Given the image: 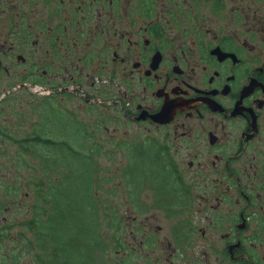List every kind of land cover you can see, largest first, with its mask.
Listing matches in <instances>:
<instances>
[{"label":"flooded vegetation","instance_id":"flooded-vegetation-1","mask_svg":"<svg viewBox=\"0 0 264 264\" xmlns=\"http://www.w3.org/2000/svg\"><path fill=\"white\" fill-rule=\"evenodd\" d=\"M3 79L0 101L44 92L65 121L127 129L108 154L130 206L176 217L157 264H264V0H0Z\"/></svg>","mask_w":264,"mask_h":264},{"label":"trees","instance_id":"trees-1","mask_svg":"<svg viewBox=\"0 0 264 264\" xmlns=\"http://www.w3.org/2000/svg\"><path fill=\"white\" fill-rule=\"evenodd\" d=\"M40 105H46L44 109L55 113L52 116L57 119L54 128L48 126L49 116L43 112L39 122L42 129L33 136L17 139L19 156L23 151L34 153L37 158L34 165L33 161L25 162L38 173L33 181L35 199L28 217L19 221L16 237L8 233L14 224L0 225V247L4 240L10 241L0 264H23L27 256L32 257L34 264H112L110 252L115 256L124 243L116 239L112 245L105 231L107 226L121 227L117 214L102 208L103 197L98 193L108 178L100 175L102 169L94 156L101 154L105 146L90 143L93 132L85 124L60 117L55 109L57 103L47 101ZM63 129L65 144L59 136ZM50 130L54 136H49ZM11 186L8 183L5 187ZM3 203L0 202V211ZM117 264H129L127 257Z\"/></svg>","mask_w":264,"mask_h":264},{"label":"rangeland","instance_id":"rangeland-1","mask_svg":"<svg viewBox=\"0 0 264 264\" xmlns=\"http://www.w3.org/2000/svg\"><path fill=\"white\" fill-rule=\"evenodd\" d=\"M9 84L10 82L6 79L0 81V98L5 90H9L13 87V85L9 86ZM38 88L42 87L40 85L38 87L35 86V89ZM30 93L32 92L30 91ZM44 95H46V93L37 92L32 100L31 94L19 90L15 93L9 94L0 101V125L3 128V132H5L3 135L0 134V202L4 201L2 204L3 210L0 211V225L2 224L1 220L4 217L9 219V223L12 221V223H17L14 224V228L8 232L13 237H16V234L20 230L19 221L27 218L32 209V203L35 199L33 181L34 176L38 174L35 172V168L25 164L26 161L28 163H32L33 161L34 165V162L37 161V158L34 157V153L26 154L22 151L21 156H19V153L17 152L18 150H21V148L18 142L15 141V138H25L42 129V125H40L39 122L41 121V113L44 112V107L39 103L45 99ZM66 104L68 109H72L76 113L79 112L78 109L80 105L75 99L71 101L69 100ZM101 111L102 109H98V113L95 112L97 113L96 116H98ZM81 112L83 120L89 123V126L92 125L90 124L92 119L87 118L84 106ZM54 126L55 125H52L53 128ZM89 130L90 132H93L90 143L93 144L97 142L105 146V150L101 152V154L99 153V155L94 156V159L97 160L98 167L102 169L100 175L108 178V182H102L103 189H100L98 192L103 197L101 206L108 212L116 213L121 223V227L119 228H117L116 224L113 228H109V226L105 227V231L109 235L107 239L112 242V245L115 243L116 239L122 240L124 243V245L119 247V251L115 256L110 252V256L108 257L110 262L112 264H117L119 260L127 257L129 264H139L140 261L145 262L146 259L152 264H157L156 260H158V257L162 256L166 247L169 248L171 242L169 234H171L170 229L173 224L172 218L176 217L163 210L151 208L139 209L135 205L130 206L129 197H133L128 193V183L124 176V166L126 165L124 157L120 155L121 152H117L112 156L108 154V148L110 147L108 139L110 135L116 134L117 136L122 137L125 135L127 129L123 126L122 129L116 132L113 128L110 131H106L105 129ZM130 130L133 131L134 129ZM49 133V136L55 135L51 130ZM7 134H12L10 136H13V138L10 139L5 137ZM8 183L17 186L18 188V194L15 199H4V196H6L4 187ZM6 208L7 212L5 211ZM229 210L230 209L227 208L226 211ZM149 214H151L150 216L154 215L152 217L154 218V229L157 230L158 225L161 227V231L157 233L156 240L147 241L145 248L142 249L141 241L146 239L145 232L141 230L142 225L140 224L142 220L134 221V218L141 219L144 215ZM109 220L110 218L108 221ZM104 225L107 224L104 223ZM3 238L6 239V237ZM7 238L9 239L10 237ZM151 241H154L155 245L149 243ZM2 243L3 245L0 247V258L2 255L4 256L5 251L10 247L9 240L6 239ZM112 245H110V248L112 247L111 250L114 248ZM130 248L135 249L134 251L137 253L140 252L142 256L140 257L139 254L131 253ZM31 258V256H27L23 260V264H34ZM182 263L183 262H181V264ZM163 264H169V262L164 261Z\"/></svg>","mask_w":264,"mask_h":264}]
</instances>
